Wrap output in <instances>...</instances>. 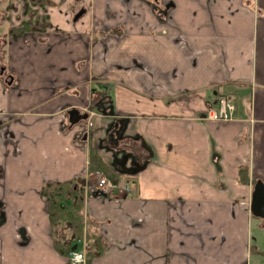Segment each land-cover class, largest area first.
Wrapping results in <instances>:
<instances>
[{
  "label": "crops",
  "instance_id": "crops-1",
  "mask_svg": "<svg viewBox=\"0 0 264 264\" xmlns=\"http://www.w3.org/2000/svg\"><path fill=\"white\" fill-rule=\"evenodd\" d=\"M72 1L48 0L51 27L7 42L0 264H70L55 241L75 232H52L40 193L64 181L83 187V232L100 237L90 249L72 242L85 264H250L260 245L251 192L264 183V0H81L77 22ZM222 96L233 118H209ZM70 108L89 116L71 126ZM108 133L139 137L147 160L112 152ZM90 149L127 192L87 190Z\"/></svg>",
  "mask_w": 264,
  "mask_h": 264
},
{
  "label": "trees",
  "instance_id": "trees-1",
  "mask_svg": "<svg viewBox=\"0 0 264 264\" xmlns=\"http://www.w3.org/2000/svg\"><path fill=\"white\" fill-rule=\"evenodd\" d=\"M20 33L22 32H19L18 34ZM129 140L130 143L125 144V142L123 143L121 140L119 142L113 137V135L108 133L104 138L102 145L107 146L112 152L114 149L126 148L133 154L141 157L140 159L142 160V163L145 162L148 158V150L144 146L142 140L139 137H130ZM88 159L89 172L94 174L96 171H100L107 177L116 179L115 175L109 172L93 149H90ZM83 190V187L73 181L48 182L44 184L40 190L41 195L47 202L52 232L56 235H60L61 233L64 235L63 229L67 226L71 227L75 232L73 236H70L69 238L66 237L65 240L56 239L55 241L57 249L66 256L70 252L71 244L75 238L84 237L88 249L93 246L97 247L100 239L96 234L88 235L83 232ZM97 250H99V248Z\"/></svg>",
  "mask_w": 264,
  "mask_h": 264
},
{
  "label": "flooded vegetation",
  "instance_id": "flooded-vegetation-1",
  "mask_svg": "<svg viewBox=\"0 0 264 264\" xmlns=\"http://www.w3.org/2000/svg\"><path fill=\"white\" fill-rule=\"evenodd\" d=\"M47 1L48 0H0V4L5 3L6 5V12L3 13L2 17L7 21L6 31L0 33V77L4 82L9 84L12 82V76L7 69L5 61L7 42L10 38L17 39L25 33L36 32L42 30L43 27H51L49 20L50 11L47 6ZM72 2L73 5H76L74 14L83 8V6L79 4L81 0H73ZM74 14L72 16V21ZM3 22V20H0V26ZM19 32L22 33L18 34Z\"/></svg>",
  "mask_w": 264,
  "mask_h": 264
},
{
  "label": "built area",
  "instance_id": "built-area-1",
  "mask_svg": "<svg viewBox=\"0 0 264 264\" xmlns=\"http://www.w3.org/2000/svg\"><path fill=\"white\" fill-rule=\"evenodd\" d=\"M234 110V103L230 99L222 96L218 98L216 106L209 109L208 117L211 119L230 120L233 118ZM129 189L130 187L125 185L122 180L111 179L100 171L95 172V181L87 187L88 191H97L102 194H111L114 191L122 194L127 192ZM67 258L70 264L86 263L84 251L71 249Z\"/></svg>",
  "mask_w": 264,
  "mask_h": 264
},
{
  "label": "water",
  "instance_id": "water-1",
  "mask_svg": "<svg viewBox=\"0 0 264 264\" xmlns=\"http://www.w3.org/2000/svg\"><path fill=\"white\" fill-rule=\"evenodd\" d=\"M84 12V8L78 10L74 14L73 22L78 21ZM67 113L68 121L71 126L82 120H86L89 116L88 113H81L76 108H70ZM249 210L253 216L260 218L264 223V183L259 179L256 180L252 188Z\"/></svg>",
  "mask_w": 264,
  "mask_h": 264
},
{
  "label": "rangeland",
  "instance_id": "rangeland-1",
  "mask_svg": "<svg viewBox=\"0 0 264 264\" xmlns=\"http://www.w3.org/2000/svg\"><path fill=\"white\" fill-rule=\"evenodd\" d=\"M151 3H154L155 0H147ZM75 6V5H74ZM6 12V5L5 3L0 4V20H3L4 22L0 26V33H4L6 31V24L7 21L2 17L3 13ZM252 241L256 242L259 241L260 245L256 248L259 250V252L253 251L252 256L250 258V264H264V224L262 220L258 217H254L252 219ZM80 239V241H84L83 237L77 238V240Z\"/></svg>",
  "mask_w": 264,
  "mask_h": 264
}]
</instances>
